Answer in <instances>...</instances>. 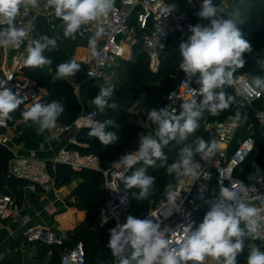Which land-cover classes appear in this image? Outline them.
Returning a JSON list of instances; mask_svg holds the SVG:
<instances>
[{"label":"clouds","instance_id":"1","mask_svg":"<svg viewBox=\"0 0 264 264\" xmlns=\"http://www.w3.org/2000/svg\"><path fill=\"white\" fill-rule=\"evenodd\" d=\"M37 2L38 0H0V25H7L0 27V46L20 47L26 30L18 27L14 21L22 6L30 4L35 7ZM43 5L54 10L55 17L63 22L64 37L74 38L82 25L106 16L113 9L114 0H43ZM174 10V4L166 9L168 15ZM247 10L244 0H237L232 9H226L214 0H202L196 15L209 23L190 26L191 35L181 42L178 48L181 57L179 68L189 82L198 74L195 82L199 88L194 89L193 94H199L203 99L199 104L195 100L183 103L179 114L170 113L167 107L159 110L153 108L147 112V118L158 126L155 135L139 134L138 150L127 153L111 163L114 168L123 170L120 175V180L125 186L122 202L127 201V193L133 188L139 189L138 193L132 192L134 198L147 199L155 184V178L146 174V167L135 168V165L143 162L144 165L153 167L157 160L166 161L163 149L177 137L186 140L194 133L199 127L198 120L204 109L211 115H218L235 102L234 96L217 90L234 84V72L245 66V54L253 52L240 27L245 23ZM101 32L102 29H99L96 36ZM89 44L95 55V39L90 40ZM56 47L55 38L40 36L26 49L25 65L33 69L50 65L52 61L44 52ZM255 62L264 70V59H257ZM79 70L80 65L74 59L69 60L57 65L56 78L73 77ZM5 85L0 84V122L11 119L10 114L23 103L21 96ZM258 89L264 90V76L253 75L250 77V85L242 90L241 95ZM113 93L114 87L109 85L100 88L94 97L93 103L100 113H104L108 108H118L117 103H110ZM64 110L60 102L52 101L48 104H35L22 115L26 121L31 120L37 124V132L41 134L55 126ZM115 127L119 125L113 119L96 121L90 127L88 135L98 139L100 144L107 148L119 139L116 132L108 130ZM215 148V141L207 142L203 138H197L192 144L180 149L179 159L167 166V172L196 176L201 165L195 161V155L200 154L202 159H207ZM132 169L135 170L131 175H127ZM168 199L175 209L177 198L171 191L168 193ZM237 200L238 204L235 203ZM207 203L208 210L202 222L195 228L191 224L186 226L185 239L178 250L170 248L159 223L152 219L128 215L125 223H117L109 230L108 248L112 256L116 258L117 264H204L206 257L213 258L216 264H237V256L245 247V239L261 238L264 216L237 191L222 184L219 194ZM247 264H264V251L255 245L251 246Z\"/></svg>","mask_w":264,"mask_h":264},{"label":"built area","instance_id":"2","mask_svg":"<svg viewBox=\"0 0 264 264\" xmlns=\"http://www.w3.org/2000/svg\"><path fill=\"white\" fill-rule=\"evenodd\" d=\"M234 1L224 0L222 6L226 8ZM186 3L188 4L187 9L179 10L175 6V10L168 15L166 9L172 4L169 0H119L118 2L114 0L113 9L106 16L81 26L83 33L88 36L85 46L86 55L80 60L84 65L86 77L96 81L108 77L114 70L118 59L128 54L127 46L132 48L134 45L138 29L145 32L142 37V47L148 56L149 68L152 72H158L161 68L163 52L169 41L173 38L179 44L186 41L191 35L190 26L198 24L193 20L191 11L197 13L200 6L193 0L191 2L186 0ZM53 14L54 10L44 7L43 0H38L35 7L30 4L22 6L20 14L14 22L18 27L26 30L23 43L19 48L2 46L7 49L5 62L8 52H10L12 61L10 66L5 63L2 67L0 84H6L7 88L21 96L23 103L20 106L27 107L49 94L46 89L39 87L35 80L29 77L19 78L17 74L25 66L26 49L35 40L34 31L38 19L43 16L50 17ZM0 27H7V25H0ZM99 29H102V32L96 36ZM92 39L96 41L95 55L89 44ZM197 76L189 82L182 72L180 78L167 92L164 107H167L170 113L179 114L181 105L185 102L195 100L198 103L199 94H193V90L198 89L195 83ZM249 85L248 76L234 72V84L231 85L234 94L253 108L255 119L260 125H264V108L255 107L263 96L262 92L258 89L247 95H241L242 90ZM75 91L81 101L79 87H76ZM96 121H100L98 110L82 105L72 124H57L54 127L55 137H59L63 133L68 134L67 145L59 149L55 158L47 160L35 153L16 155L9 162L8 173L29 181L34 187L40 186L43 190H55L57 183L55 172L58 164L69 165L74 171L84 168L98 170L103 174L106 186V201L99 210L101 225L109 221L122 225L126 222L128 215L141 219L140 214L134 213L132 200L128 193L127 201L122 202L125 188L122 186L120 175L123 170L116 169L112 165L103 168L97 155L82 153L71 147L72 145H81L76 136L77 132L84 128H90ZM246 121V118L244 123L235 118H228L213 123L207 122L205 129L213 135L216 143L213 154L207 159L197 161L201 168L196 176L176 174L175 183L169 188V191L177 198L175 209L168 199V191L166 199L153 205L148 212L147 218L159 223L161 229L164 230L165 238L171 249L178 250L182 246L186 226L191 224L195 228L199 225L200 212L208 210L207 202L210 198L211 187L218 183L237 191L264 216V163L251 161L246 166L248 159L257 149L252 132L230 150L238 129L245 125ZM13 128L9 119L0 122V143L10 147L14 138L10 132ZM219 142L225 143L226 147L217 148ZM128 173L129 171L126 174L128 175ZM242 189H246V191H242ZM235 203L238 204L239 200ZM22 209L23 207L12 195L0 193V217L21 218L20 235L25 243L43 242L57 246L64 244V238L57 233L43 226L28 225L29 218L21 216ZM259 241L264 247V231L261 232ZM0 264H5L3 255H0ZM59 264H87L84 243L77 241L73 246L64 248L60 253ZM106 264H117V260L113 257ZM204 264H216V261L211 257H206Z\"/></svg>","mask_w":264,"mask_h":264},{"label":"trees","instance_id":"3","mask_svg":"<svg viewBox=\"0 0 264 264\" xmlns=\"http://www.w3.org/2000/svg\"><path fill=\"white\" fill-rule=\"evenodd\" d=\"M244 6L248 10L245 12V23L240 25V27L245 34V39L250 42L253 52L245 54V66L243 68H238L235 73L246 74L250 80V77L253 75L264 76V70H261L255 62L257 59H264V0H244ZM191 16L195 22L200 24L209 23L207 20H201L193 11H191ZM51 23L59 24L58 31L60 34V38L56 39L57 47L51 51L44 52V55L48 57L52 63L42 69H33L25 65L17 74L19 78L29 77L39 84L50 81L48 85L52 88L47 97L31 104L27 108L19 106L14 113L10 114L11 119H9V123L11 125L16 124L19 120L23 121L19 123L17 127L21 131L20 140L27 142H39L43 140L48 129L38 134V125L31 120L26 121L22 115L24 111L38 103L48 104L52 101H58L64 106L65 110L58 117L56 123L69 125L74 122L80 111L79 99L73 81L76 80L79 83L80 96L83 93L93 100L100 90V86L96 83L98 81L87 78L86 75L84 77L79 76V71L76 72L73 77L70 76L63 79H57L56 77L53 79L52 76L48 74L50 70L56 72L57 65L74 59L75 49L78 46H86L88 42V36L83 33L82 28L75 34L74 38H65L63 22L55 17L54 14L50 17L43 16L38 19L34 31L35 39H38L42 35L49 36ZM144 34V31L137 30V41L132 47L131 56L123 61L126 69V77H128L129 81L126 86L118 90L116 94H113L110 101V103H117L118 108L115 110L108 108L104 113H100L96 108L101 122L105 119L116 120L119 127L109 128L108 130L117 133L119 138L118 141L105 148V146L100 144L98 139L88 135L90 128H84L76 134L79 142H87L89 146L85 148V146L75 145L74 147L82 153H93L97 155L100 163L106 168L110 167L113 161L118 160L127 153L133 152L135 148L139 146L140 137L127 130L141 132L143 127L127 122L128 114L126 108L130 106L139 94H145L146 98L150 101H157L161 97L166 96L167 92L177 82L175 81L176 79H169V77L172 74L178 76L182 74L179 68V62L181 61L178 48L179 42L174 38L169 41L166 50L163 52L160 70L156 73L150 70L148 56L142 47V37ZM76 63L79 64L77 61ZM79 65L84 68V65ZM196 86L199 88V85L196 84ZM220 90L234 96L235 102L230 105L228 109L220 111L218 115H211L207 109H204L202 116L198 120L199 127L194 133L190 134L186 140H180L179 142L173 140L163 149L167 157L166 161L162 162L157 160L153 167H148L146 165V174L155 178V184L150 190L147 199L137 200L134 198L132 192L138 193L139 189L133 188L128 192L132 200L134 213L140 214L141 219L147 218V214L151 208V202L155 205L166 199L170 188L169 186L175 183L176 173L169 174L167 172V166L172 164L169 163L170 159L173 157L179 159L180 149L188 144H192L197 138H203L207 142L214 141L213 135L205 129V124L209 121H222L229 115H237V113H239V116H245L247 121L245 125L238 129L233 143L230 146V150L231 147L234 148L246 135L252 132L256 140L257 149L248 159L246 166L251 161L264 163V125H260L255 119L253 108L247 105L242 98L234 94L232 86L225 85L223 89H218L217 91ZM260 91L263 96L256 103L255 107L264 108V90ZM202 99L203 97L198 95V104ZM14 156L15 154L12 149L0 143V193L12 195L17 202H20L26 192L24 186L28 185L30 182L21 180L8 173L9 162ZM194 159L196 162L202 160L200 154H196ZM143 165V162H140L135 165V168L143 167ZM134 170L135 169L129 170L128 175H131V172ZM56 176L57 181L61 183L69 182L72 179L81 180L76 188L75 196L77 197V204L79 202L81 207L86 210L84 219L78 223L74 230L69 231L68 234L70 238L65 239L63 242L64 244L59 246V248L71 247L77 241H82L87 252V264H106L113 259L111 250L108 248V241L110 238L109 230L115 227L116 224L113 221H109L101 225L100 214H97L99 208L106 201V186L103 174L98 170L90 168L74 171L69 165L58 164L56 167ZM221 184L222 183H218L211 187L208 201L214 199L219 194ZM122 186L125 188L123 183ZM167 189L168 191L166 193ZM205 214L206 210L200 212L199 223L202 222ZM244 244L245 247L243 252L237 256V264H247V256L253 245L259 247L261 251H264V247L261 245L259 239L248 238L245 239ZM35 245L38 253H45L55 248L43 242H36ZM56 248L53 250H58V248Z\"/></svg>","mask_w":264,"mask_h":264},{"label":"crops","instance_id":"4","mask_svg":"<svg viewBox=\"0 0 264 264\" xmlns=\"http://www.w3.org/2000/svg\"><path fill=\"white\" fill-rule=\"evenodd\" d=\"M118 2L119 0H115ZM172 4L176 6L177 9L183 10L188 8L186 0H169ZM197 5H201L202 0H193ZM224 0H214V2L222 6ZM236 5V0L231 2L226 9H232ZM223 7V6H222ZM225 8V7H224ZM197 11V9H195ZM194 10V11H195ZM195 11V12H196ZM59 24L51 23L49 28V37L60 38L58 31ZM133 47V46H132ZM129 50L126 57L131 56L132 48L127 47ZM86 55L85 46H78L75 49L74 59L81 60ZM30 106V105H29ZM27 106V107H29ZM25 107V108H27ZM23 121L19 120L16 124H13L14 128L10 131L14 136L10 149L14 151L15 156L19 155H28L30 153H35L41 158L44 159H53L58 154V151L61 147L67 145V133H63L59 137L54 136V127L59 124L56 123L55 126L51 129H48V132L45 138L41 141H24L20 140L19 129L17 125ZM3 132V131H2ZM18 132V133H17ZM78 139V138H77ZM79 142V140H78ZM84 146L83 143L79 142ZM13 146V147H12ZM72 145L71 147H74ZM226 144L219 142L217 143V148H225ZM233 147H231L232 149ZM56 173V172H55ZM57 178V176H56ZM22 180V179H21ZM81 182L80 179L75 181V185ZM33 186L32 183L24 186V190H27L28 187ZM42 189V188H41ZM39 196L36 199V195L24 197L18 204L23 206L21 216H27L29 218L28 225H39L43 226L46 229L53 231L60 235L62 238L69 239L70 235L68 234L70 230L75 228L78 223L84 219L86 213L79 211L76 207L75 209L68 206L69 202L73 201V198L67 199L66 196L50 190H41L37 193ZM29 197V198H27ZM25 200V202H23ZM24 203V204H23ZM21 206V207H22ZM51 206V208H50ZM75 210V220L72 218L73 212ZM22 228L21 218L20 217H0V255H3V261L5 264H49V256L53 249L46 251L45 253H38L35 249V243L24 245L20 230ZM34 245V247H33ZM59 248L57 245H52ZM57 249V248H56ZM59 250V249H58ZM57 250V251H58ZM35 251L38 255H35Z\"/></svg>","mask_w":264,"mask_h":264},{"label":"rangeland","instance_id":"5","mask_svg":"<svg viewBox=\"0 0 264 264\" xmlns=\"http://www.w3.org/2000/svg\"><path fill=\"white\" fill-rule=\"evenodd\" d=\"M136 41H137V39L134 40L135 43H136ZM6 50L7 49H4L2 46H0V75L2 74V67L5 65V63L7 66H10L11 61H12L10 52H8L7 61L5 62ZM126 58H127L126 56L120 57L117 61V64H116L114 70L111 72V74L108 77H106L102 80H98V82H96L97 85L100 86V88L111 85L114 87V93L113 94H116L118 90L122 89L124 86L127 85L129 80H128V77H126V69H125L124 63H123L124 59H126ZM76 61L79 64L83 65L79 60H76ZM48 74H50L53 79L56 77V72H52V70L48 71ZM79 76H81V77L85 76V69L82 67H80ZM179 77H180V75L178 76V75L172 74L169 77V79H176L175 81H177L179 79ZM49 83H50V81H47V82H44L42 84L37 83V85L41 88L46 89L49 92L52 89L49 87V85H48ZM73 83H74L75 87H79L78 81L74 80ZM81 96H80L81 101H79L80 107L82 105H84V106L89 107V108H96V106L93 103V100L90 99L86 94L82 93ZM164 105H165V96L161 97L157 101H150L146 98L145 94H139L136 97V99L130 104V106H128V108H126V112L128 114L127 115V122L141 126V127H143V130L141 132H134V131H130V130H127V131H129L130 133L137 134L139 137H140L139 134L153 135L154 136L158 126L147 118V112L153 108H155L157 110L164 108ZM125 107H127V106H125ZM228 118H235V119L239 120L240 122L244 123V119L246 117L231 114L226 119H228ZM226 119H224V120H226ZM209 122L213 123V121H209ZM31 132H33V131H31ZM19 133H21V131H19ZM71 133L73 134L74 132H71ZM176 141L177 142L180 141L179 137H177ZM83 145L85 146V148L89 146V144L87 142L83 143ZM136 148L131 153H134L136 150H138V148L137 149ZM177 160H178L177 157H173L170 159L169 163H173ZM101 165H102V163H101ZM102 167L106 168L103 165H102ZM143 167H146V165H143ZM76 180H78V179H72L69 182H63V183L57 181L56 189L54 191H58L59 193L65 195L66 201H67V199L73 198V201H71V203L69 202L68 206H70L74 209L76 207L79 211L86 213V210H84V208L81 207L80 203L78 202V204H77V202H76L77 197L75 196V191H76V188L78 186V184L75 185ZM41 190H43V189H41L40 186L28 187L27 190H25L26 196H28V194L29 195H36V199H37L39 196L37 193L40 192ZM167 191H168V189L166 190V193H167ZM27 198H29V197H27ZM23 202H25V200ZM153 205L154 204H152V202H151V208L153 207ZM99 210H100V208H99ZM97 214H99V212ZM73 216L74 217H72V218L75 220V210L73 212ZM72 230H74V228ZM72 230H70V231H72ZM24 245L28 246V243H25ZM33 247H34V245H33ZM53 247L56 248V246H53ZM55 248H53V249H55ZM35 249H37V247H35ZM58 249H59L58 251L57 250L51 251V254H50L49 260H48L49 264H58L60 253L63 251L64 248H58ZM34 254L38 255V253L36 251Z\"/></svg>","mask_w":264,"mask_h":264}]
</instances>
